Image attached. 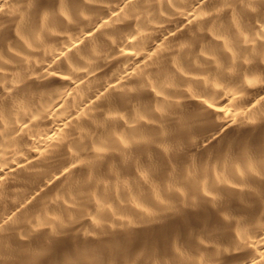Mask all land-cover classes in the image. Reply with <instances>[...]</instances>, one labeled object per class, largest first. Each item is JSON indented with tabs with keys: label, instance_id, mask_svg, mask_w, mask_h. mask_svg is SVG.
<instances>
[{
	"label": "bare ground",
	"instance_id": "obj_1",
	"mask_svg": "<svg viewBox=\"0 0 264 264\" xmlns=\"http://www.w3.org/2000/svg\"><path fill=\"white\" fill-rule=\"evenodd\" d=\"M0 264H264V0H0Z\"/></svg>",
	"mask_w": 264,
	"mask_h": 264
}]
</instances>
